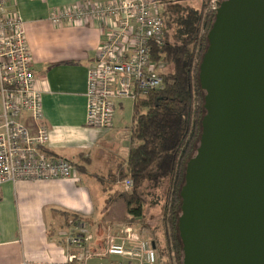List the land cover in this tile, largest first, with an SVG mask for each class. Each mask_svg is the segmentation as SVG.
Segmentation results:
<instances>
[{
    "label": "crops",
    "instance_id": "1",
    "mask_svg": "<svg viewBox=\"0 0 264 264\" xmlns=\"http://www.w3.org/2000/svg\"><path fill=\"white\" fill-rule=\"evenodd\" d=\"M82 1L107 0L9 2V10L23 21L35 85L41 92L43 124L48 131L44 150L56 158L74 160L68 162L79 169V177L0 186V264H67L72 249L63 242L68 226L62 212L88 225L93 249L100 250L98 243L103 246L108 226L129 227L122 201L107 203L117 191H126L123 182L108 181V177L128 157L132 115L126 102L130 100L117 103L111 129L85 124L87 71L104 39L103 28L97 23L56 27L48 20L50 8ZM111 258L94 257L85 264H109Z\"/></svg>",
    "mask_w": 264,
    "mask_h": 264
},
{
    "label": "water",
    "instance_id": "2",
    "mask_svg": "<svg viewBox=\"0 0 264 264\" xmlns=\"http://www.w3.org/2000/svg\"><path fill=\"white\" fill-rule=\"evenodd\" d=\"M207 42L179 191L182 264H264V0L219 2Z\"/></svg>",
    "mask_w": 264,
    "mask_h": 264
},
{
    "label": "built area",
    "instance_id": "3",
    "mask_svg": "<svg viewBox=\"0 0 264 264\" xmlns=\"http://www.w3.org/2000/svg\"><path fill=\"white\" fill-rule=\"evenodd\" d=\"M10 1L0 0V186L75 179L76 169L70 162L44 151L48 131L41 92L35 85L23 21L9 10ZM213 2L215 11L218 3ZM158 4V0H107L50 8L48 20L53 26L97 23L103 28L104 39L87 71V127L111 129L118 102L135 103L162 88L160 69L166 64L152 59V48L164 45L165 26ZM123 186L129 190L132 182L126 179ZM117 230L120 235L115 234ZM63 242L72 249L67 264H85L94 257L120 258L109 264H158L150 242L131 227L108 226L98 250L91 247L88 225L77 222L68 227Z\"/></svg>",
    "mask_w": 264,
    "mask_h": 264
},
{
    "label": "trees",
    "instance_id": "4",
    "mask_svg": "<svg viewBox=\"0 0 264 264\" xmlns=\"http://www.w3.org/2000/svg\"><path fill=\"white\" fill-rule=\"evenodd\" d=\"M172 2L161 0L164 45L152 48V59L171 65V71L162 73V88L133 103L128 157L118 165L112 178L108 177V181L113 182L129 179L132 187L117 191L107 204L122 201L125 225L132 226L145 222L148 197L161 193L165 198L161 207L165 245L174 255L176 264H182L177 232L179 191L186 163L194 155L201 133L204 92L199 86V66L208 46L207 33L215 11L206 12V3L200 10L183 11L180 4ZM61 215L68 227L81 222L74 214L62 212ZM142 228L137 231L144 237ZM148 241L157 254V242Z\"/></svg>",
    "mask_w": 264,
    "mask_h": 264
},
{
    "label": "rangeland",
    "instance_id": "5",
    "mask_svg": "<svg viewBox=\"0 0 264 264\" xmlns=\"http://www.w3.org/2000/svg\"><path fill=\"white\" fill-rule=\"evenodd\" d=\"M217 3L219 4V2H221V0H216ZM172 3H177L180 4V6L182 7L181 9H183V11H191V10H200L202 9V5L205 4V11H213L211 10V6L213 5V0H173ZM170 31H168L169 33ZM171 34V32H170ZM170 38V36H169ZM168 38V39H169ZM87 59V58H86ZM84 62L85 67H89L88 63L85 62L86 60H82ZM160 71H162V73H167L171 71V65L166 64L162 69H160ZM132 101H127L126 102V106L128 107V111H129V115H132ZM67 161H72L73 163L74 160H71L69 158H66ZM71 162V163H72ZM76 178L79 177L78 173H75ZM75 178V179H76ZM80 178H84L80 175ZM74 179V178H73ZM71 179V180H73ZM76 182V181H75ZM153 194V193H152ZM155 197H148V203L145 206V215H146V219L145 222L142 221L140 223H135L134 225H130L129 227H131L134 230H137L138 228L143 227L142 229L144 230V234L145 236L143 238L145 239H150V240H154L156 241L158 244V249H157V255H158V264H176L175 260H174V255L172 253L169 252V248H166L165 245V234H166V230L164 228L163 225V221H162V217H161V207L164 205V201L165 198L162 196L161 193L159 192H155ZM97 218V217H95ZM122 226V225H121ZM120 226V227H121ZM107 227V226H106ZM118 231V232H117ZM115 232L116 235H120L119 230H117ZM105 234V231L103 232ZM97 245H99V247L102 248V244L98 243ZM120 258L118 257H112L111 260L112 261H119Z\"/></svg>",
    "mask_w": 264,
    "mask_h": 264
}]
</instances>
